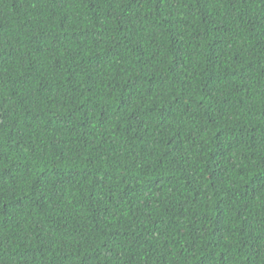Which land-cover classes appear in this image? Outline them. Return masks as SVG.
<instances>
[{
  "label": "trees",
  "instance_id": "trees-1",
  "mask_svg": "<svg viewBox=\"0 0 264 264\" xmlns=\"http://www.w3.org/2000/svg\"><path fill=\"white\" fill-rule=\"evenodd\" d=\"M0 264H264V0H0Z\"/></svg>",
  "mask_w": 264,
  "mask_h": 264
},
{
  "label": "snow or ice",
  "instance_id": "snow-or-ice-1",
  "mask_svg": "<svg viewBox=\"0 0 264 264\" xmlns=\"http://www.w3.org/2000/svg\"><path fill=\"white\" fill-rule=\"evenodd\" d=\"M5 122V117L2 113H0V128H3Z\"/></svg>",
  "mask_w": 264,
  "mask_h": 264
}]
</instances>
